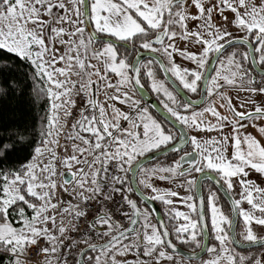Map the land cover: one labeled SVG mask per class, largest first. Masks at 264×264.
<instances>
[{
	"label": "snow or ice",
	"instance_id": "obj_1",
	"mask_svg": "<svg viewBox=\"0 0 264 264\" xmlns=\"http://www.w3.org/2000/svg\"><path fill=\"white\" fill-rule=\"evenodd\" d=\"M7 97L0 264H264V0H0Z\"/></svg>",
	"mask_w": 264,
	"mask_h": 264
},
{
	"label": "trees",
	"instance_id": "obj_2",
	"mask_svg": "<svg viewBox=\"0 0 264 264\" xmlns=\"http://www.w3.org/2000/svg\"><path fill=\"white\" fill-rule=\"evenodd\" d=\"M19 70L26 71V68H20ZM37 112H42V108L32 107L29 111L27 106L21 104L15 97L0 99V125L10 123L14 116L25 115L31 118L36 116Z\"/></svg>",
	"mask_w": 264,
	"mask_h": 264
},
{
	"label": "water",
	"instance_id": "obj_3",
	"mask_svg": "<svg viewBox=\"0 0 264 264\" xmlns=\"http://www.w3.org/2000/svg\"><path fill=\"white\" fill-rule=\"evenodd\" d=\"M145 100L147 101L148 105L152 108V110L155 112V114L159 116L162 112V107L157 100L152 99V95L150 94V92L145 96ZM221 194L223 195V192H221ZM153 206L156 207L157 209H160L157 203H155Z\"/></svg>",
	"mask_w": 264,
	"mask_h": 264
},
{
	"label": "flooded vegetation",
	"instance_id": "obj_4",
	"mask_svg": "<svg viewBox=\"0 0 264 264\" xmlns=\"http://www.w3.org/2000/svg\"><path fill=\"white\" fill-rule=\"evenodd\" d=\"M150 94L152 95V99H155V100H157L159 102V99L155 98V94H152V93H150ZM161 159H163V157H161ZM220 195L223 196L221 193H220ZM157 204L160 207L161 211H163V209L161 208L160 204L158 202H157ZM179 207H180L179 208L180 210H185L182 205H179Z\"/></svg>",
	"mask_w": 264,
	"mask_h": 264
},
{
	"label": "rangeland",
	"instance_id": "obj_5",
	"mask_svg": "<svg viewBox=\"0 0 264 264\" xmlns=\"http://www.w3.org/2000/svg\"><path fill=\"white\" fill-rule=\"evenodd\" d=\"M252 178H253V179H256V176H255V175H253V176H252Z\"/></svg>",
	"mask_w": 264,
	"mask_h": 264
},
{
	"label": "built area",
	"instance_id": "obj_6",
	"mask_svg": "<svg viewBox=\"0 0 264 264\" xmlns=\"http://www.w3.org/2000/svg\"><path fill=\"white\" fill-rule=\"evenodd\" d=\"M155 98L159 99L158 97H156V95H155ZM125 223H127V221H125Z\"/></svg>",
	"mask_w": 264,
	"mask_h": 264
},
{
	"label": "crops",
	"instance_id": "obj_7",
	"mask_svg": "<svg viewBox=\"0 0 264 264\" xmlns=\"http://www.w3.org/2000/svg\"><path fill=\"white\" fill-rule=\"evenodd\" d=\"M162 186H164L163 183H162ZM178 207H179V205H178ZM179 208H180V207H179ZM184 209H185V208H184ZM185 210H186V209H185Z\"/></svg>",
	"mask_w": 264,
	"mask_h": 264
}]
</instances>
